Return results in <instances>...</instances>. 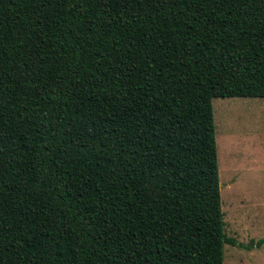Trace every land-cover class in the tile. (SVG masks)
Wrapping results in <instances>:
<instances>
[{"label": "trees", "instance_id": "obj_1", "mask_svg": "<svg viewBox=\"0 0 264 264\" xmlns=\"http://www.w3.org/2000/svg\"><path fill=\"white\" fill-rule=\"evenodd\" d=\"M264 97V0H0V264H223L212 99Z\"/></svg>", "mask_w": 264, "mask_h": 264}, {"label": "rangeland", "instance_id": "obj_2", "mask_svg": "<svg viewBox=\"0 0 264 264\" xmlns=\"http://www.w3.org/2000/svg\"><path fill=\"white\" fill-rule=\"evenodd\" d=\"M212 107L224 230L245 244L264 236V97H215ZM223 264H264V244L224 243Z\"/></svg>", "mask_w": 264, "mask_h": 264}, {"label": "water", "instance_id": "obj_3", "mask_svg": "<svg viewBox=\"0 0 264 264\" xmlns=\"http://www.w3.org/2000/svg\"><path fill=\"white\" fill-rule=\"evenodd\" d=\"M221 185H222V184H221V183H219V186H220V187H221Z\"/></svg>", "mask_w": 264, "mask_h": 264}]
</instances>
